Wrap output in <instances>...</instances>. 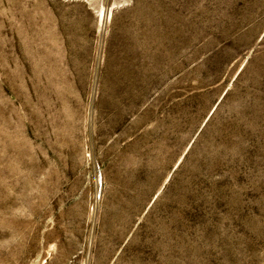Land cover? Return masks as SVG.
Returning <instances> with one entry per match:
<instances>
[{
	"label": "rangeland",
	"instance_id": "rangeland-1",
	"mask_svg": "<svg viewBox=\"0 0 264 264\" xmlns=\"http://www.w3.org/2000/svg\"><path fill=\"white\" fill-rule=\"evenodd\" d=\"M0 264H264V0H0Z\"/></svg>",
	"mask_w": 264,
	"mask_h": 264
},
{
	"label": "clouds",
	"instance_id": "clouds-1",
	"mask_svg": "<svg viewBox=\"0 0 264 264\" xmlns=\"http://www.w3.org/2000/svg\"><path fill=\"white\" fill-rule=\"evenodd\" d=\"M129 166H130V167H133L134 170H135V172L141 167L139 164H135L134 161H131V163H130Z\"/></svg>",
	"mask_w": 264,
	"mask_h": 264
}]
</instances>
